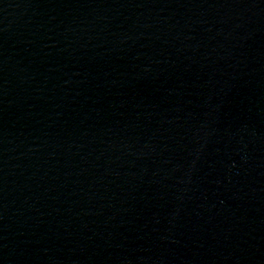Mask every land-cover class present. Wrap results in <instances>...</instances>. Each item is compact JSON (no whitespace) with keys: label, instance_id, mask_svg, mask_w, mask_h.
Returning a JSON list of instances; mask_svg holds the SVG:
<instances>
[{"label":"water","instance_id":"obj_1","mask_svg":"<svg viewBox=\"0 0 264 264\" xmlns=\"http://www.w3.org/2000/svg\"><path fill=\"white\" fill-rule=\"evenodd\" d=\"M0 264H264V0H0Z\"/></svg>","mask_w":264,"mask_h":264}]
</instances>
